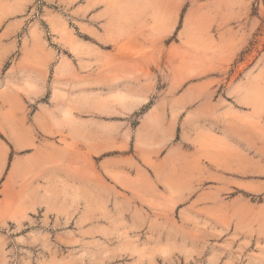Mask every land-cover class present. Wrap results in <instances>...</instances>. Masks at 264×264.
<instances>
[{"label":"rangeland","instance_id":"obj_1","mask_svg":"<svg viewBox=\"0 0 264 264\" xmlns=\"http://www.w3.org/2000/svg\"><path fill=\"white\" fill-rule=\"evenodd\" d=\"M10 74L28 114L80 80L137 115L177 97L193 155L177 196L54 198L28 159L16 197L0 172V264H264V0H0Z\"/></svg>","mask_w":264,"mask_h":264},{"label":"crops","instance_id":"obj_2","mask_svg":"<svg viewBox=\"0 0 264 264\" xmlns=\"http://www.w3.org/2000/svg\"><path fill=\"white\" fill-rule=\"evenodd\" d=\"M9 76L0 86V172L16 197L28 159L53 176L47 182L54 198L112 199L131 190L137 197L177 196L189 189L193 152L182 147L181 99H159L137 115L140 106L120 101L118 90L104 94L96 82L80 80L28 114L27 92ZM38 87L43 94L46 85ZM32 185V192L48 188Z\"/></svg>","mask_w":264,"mask_h":264}]
</instances>
